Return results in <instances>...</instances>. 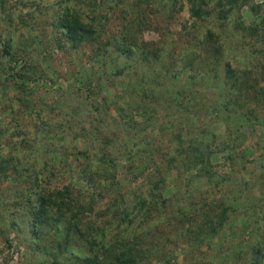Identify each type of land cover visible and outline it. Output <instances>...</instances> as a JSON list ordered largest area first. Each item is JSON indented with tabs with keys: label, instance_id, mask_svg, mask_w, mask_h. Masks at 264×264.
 <instances>
[{
	"label": "trees",
	"instance_id": "1",
	"mask_svg": "<svg viewBox=\"0 0 264 264\" xmlns=\"http://www.w3.org/2000/svg\"><path fill=\"white\" fill-rule=\"evenodd\" d=\"M128 1L118 0L116 8L112 7L111 14L107 17L102 16L101 7L96 1L86 3L87 14L89 7L90 14H93L92 17L89 15L87 22L74 10V7L76 9L82 4L81 0H66V11L60 12L55 18L54 26L65 34L66 41L70 43V50L66 46V52L73 54L87 40L93 45L92 53L95 57H89L90 61L85 69L77 68L78 72L74 74L73 80L71 75L70 78L67 77L66 98L73 100L71 106L76 108L78 117L82 118L88 108H84V102L79 100L82 99L80 93L81 88L88 87L91 89L88 96L93 95L90 106L93 105L98 119L96 122H88L85 118L76 141H72L71 136L55 138L56 144L66 151L65 156L68 159L72 157L74 162L83 166L80 175L76 176L78 183L87 185L92 182L98 190L91 192L87 187L76 188V182L72 181L66 185V202L63 199L61 201L59 194V199L53 201L52 195L55 192H50L53 189L44 193V187L40 189L39 186L42 181L31 179L32 184L38 186L35 192L31 188L33 195L25 206L28 220L33 223L32 233L42 234L48 230L52 234L47 236L52 241L57 240V254L47 256V260H52L50 264H180L178 259L181 247L187 248L182 264H224L228 260L212 251L216 239L229 242L238 232L244 231L242 247L237 254L240 259L244 255L248 262L258 264L262 252L257 244V237L261 236L263 227L261 214L257 209L259 199L251 184L246 181L242 187L246 191L242 197L245 200L235 193L234 198L228 197L229 203L226 199H221L217 202L218 205L214 202L208 204L206 197H201L199 201L197 199L201 189L208 191L209 186L213 185L209 168L219 137L223 136V144L230 145L235 143L231 131L234 126H248L255 130L249 116L253 110L256 111L257 105L264 102L260 99L262 92L257 90L259 82L253 87L254 99H243L248 90H252L248 77L255 73L254 69L243 65L250 58L244 53L241 44L243 39H236L241 30H245L246 23L239 18L231 24L229 14L232 12L233 2L228 3L226 0H216L214 6L211 5L214 0H145L148 8L157 7L161 18L160 26L165 25V29L172 27L177 13L184 9L186 3L190 6V14L194 19L191 39L181 50H177L176 56L171 53L174 50H171L168 54L171 61L168 63L163 58L168 35L165 31L161 32V28L156 29L161 33L160 40L146 41L144 32L149 30L148 27L153 28L146 23L149 17L144 16V11H135L136 15L133 16L134 10L127 8ZM112 17L117 18L121 24L117 33H110L108 28L112 27ZM251 28L254 32L258 30L255 26ZM14 35L15 32L7 34L0 29V45L3 46L0 54V77L5 81V89L14 84L17 90H22L19 93L11 88L8 90L10 94L5 91L4 95L9 94L12 101L17 99V102L30 108L36 106L35 102L30 101V97L38 98L50 93L41 92V88H50L45 83V77L49 73L43 75L36 66L28 65L26 61L20 64L16 60V53L12 50H15L18 38ZM30 38L32 44L37 43L33 39L35 37L30 35ZM135 66L137 69H134ZM133 70L137 76L135 80L128 78ZM121 76L127 79L126 90L131 93V100L128 102L130 110L121 106L120 101L110 105L107 98L103 97V94L116 96L114 92L122 91L113 81V78ZM50 78L54 79L52 75ZM163 79L171 81L168 88L162 82ZM54 83L57 85V81L54 80ZM57 86L58 93L64 92L60 83ZM168 90L176 91L173 101L181 107L185 106L178 110V116L183 118L187 127H176L177 120L170 122L171 134L175 130L178 134L174 136L175 141L174 138L168 141L166 149L170 152L177 141L175 149L178 155L166 157V163L168 167L171 164L169 169L184 173L185 177L169 185L168 182L163 183L162 188L155 191L150 189L149 193L142 192L138 195L137 191L142 184H137L138 177L134 174L133 165L148 158L155 146L161 143L162 131H167L163 129L164 123L159 115L155 116L154 129L147 131L150 124L148 121L154 118L151 114H157L148 106L157 102L160 94L165 95L164 92L168 93ZM212 90H218L221 94L224 92L222 96L224 95L225 102L221 99L210 101L204 96L193 97ZM255 101L254 109L247 107ZM208 107L215 114L213 121L222 123L224 127L217 133L209 122L196 137L192 125L200 111ZM254 119L257 125L264 124L259 117ZM19 123L21 124L20 120ZM37 132L39 139L35 142L24 138L20 144L42 148V142L45 143L49 137L44 130ZM151 135L154 136L153 139H150ZM20 144L15 147L18 148ZM70 145L76 155L67 154ZM1 156L7 158L5 154ZM11 156L10 161L17 155ZM236 158H241L239 152ZM9 160L2 161L0 166ZM122 163L127 164L125 172L120 171ZM139 165L143 167L142 163ZM97 177L102 178V181H96ZM182 181H185L182 186L184 193L179 196L181 189L177 188ZM171 185L175 190L166 199L164 192ZM134 187L136 190L132 192ZM97 196L102 199L97 201ZM104 199L108 205L104 210L96 211ZM94 214L96 222L92 226L87 219ZM237 216H241L242 224L235 222L234 227L237 229L234 234L225 236L224 223L226 220L231 222V218L237 221ZM180 239L182 241L179 243Z\"/></svg>",
	"mask_w": 264,
	"mask_h": 264
},
{
	"label": "rangeland",
	"instance_id": "2",
	"mask_svg": "<svg viewBox=\"0 0 264 264\" xmlns=\"http://www.w3.org/2000/svg\"><path fill=\"white\" fill-rule=\"evenodd\" d=\"M94 1L101 7L103 17H107L111 14L112 7L116 8L118 2V0H81L80 3L82 4L78 5L76 9L74 7V10L78 11L87 22H89V15L92 17L93 14H90L91 7H89V14H87L85 5L86 3ZM226 1L228 3L233 2L231 4L233 5L232 12L229 14L231 24H234L239 18L242 19L241 21L244 22V24L246 23L245 30H241V34H238L236 39L239 41L243 39L242 43H240L244 48V53L249 55L246 57L250 58L249 60L246 59L247 62L243 65L255 71L252 76L248 77L252 90H248V94H245L243 99H254L253 87L256 82H259L257 90L262 92L260 99L263 102L264 0ZM214 2H216V0L212 2V6L215 5ZM128 4L127 8H132L134 10L133 16L136 15L135 11H144L146 12L144 16L149 17L146 23L153 28L148 27L149 30L144 32L146 41L158 42L160 40L161 33L156 29L161 28V32L165 31L168 35L166 52L163 58H165L164 61L170 63L171 59L168 54L171 50H174L171 53L176 56L177 50H181L191 39V25L194 19L190 14L189 4L186 3L184 9L177 13L175 23L172 27H168L167 29H165V25L161 24L160 26L159 21L161 18L160 14H158L157 7L151 6V9L148 8L145 0H129ZM62 11H66V0H0V29L7 32V34L15 32L14 36L18 38L14 45L15 50H12L16 53V60L20 64L26 61L28 65L36 66L43 75L49 73V76L45 77L47 78L45 83L50 85L49 89L41 88L43 94L50 91L49 94H45V96L38 98L34 97L35 99L30 97V101L35 102L36 106L26 108L22 103L17 102V99L13 101L10 99V91L8 90L16 86L14 87V84H11L9 88L6 87V90L4 87L5 81L0 77V163L9 160L10 155H12L11 157L17 155L14 156L15 160H9L5 164L2 163L4 165L0 166V264H50L52 260H47V256L57 254V240L52 241L50 236H47L48 234H52V232L49 233L48 230H45L42 234L32 233L33 223L28 220V212L25 206H27L26 204L28 203L29 197L33 195L31 188L32 190L34 189L35 192L38 186L32 184L31 179H38L39 182L42 181L39 186L40 189L44 187V193H47L49 189H53L50 191L55 192V194L52 195L53 201L59 199L57 197L59 194L61 201L63 199L66 202V185L72 181L76 182L74 186L76 188L87 187L88 191L91 192H96L98 190L92 182H89L87 185L78 183L76 176L77 174L80 175L83 166L79 162H74L72 157L68 159V157L65 156L66 151L56 144L55 137L64 139L66 136H71L72 141H76L81 133L83 124H85V118L88 122H96L98 119L93 105L92 107L90 106V100L93 95L88 96L91 91L88 87L81 88L80 93L82 99L79 100L84 102V108H88L83 113L82 118L78 117L76 108H72L71 105L73 100L66 98V87L68 86L67 77L70 78L71 75L73 80L74 74L78 72L77 68L79 67L78 69H80L84 67L85 69V66L88 65V61H90L89 57L94 58L95 54L92 53L94 52L92 49L93 45L89 43V40H87L82 48L74 51L73 54L66 52V46L68 50H70V43L66 41L65 34L57 30L54 26L55 18ZM112 19L113 21L110 23L112 27L108 26L109 31L110 33H117L121 27L120 21H118L117 18L114 19V17H112ZM227 26L229 25L227 24ZM251 26L257 27V32L252 31ZM24 35L28 36L22 38ZM30 35L32 38L35 37L33 39L37 41L36 44H32ZM2 50L3 46L0 45V54ZM137 61L133 60V62ZM134 69H137L136 66ZM135 73V70H133L128 78L131 80L134 78L136 79L137 76ZM50 75H52L54 79L50 78ZM54 80L57 81V85L59 83L62 85L64 92L58 93V91H56L58 86L55 85ZM113 81L118 87L122 88V91L114 92L116 96L103 94V97L107 98V101H109L108 104L110 105L111 103L120 101V105L128 109L131 93L126 90L128 89L126 85L127 79L121 76L113 78ZM162 82L165 83L166 88L171 85L170 80L163 79ZM15 89L17 90V88ZM5 91L9 93L6 96L4 95ZM17 91L19 93L22 92L19 88ZM169 91L170 90H168V93L164 92L165 95L160 94L158 101L148 106L153 108L157 114H151L154 118H150V122L148 121L150 124H148L147 131L151 132L152 129H154L155 116L159 115L162 119V123H164L162 127H164L163 129H166L168 133L167 131H162L161 143L155 146L154 150L151 151V154H149L150 158L148 157L140 160L133 165L135 167L134 174L138 177L137 184H142V187L137 191L138 195L142 192L149 193L150 189L155 191L157 188H162L163 183L168 182L169 185L185 177L184 173L181 174L179 171L169 169L171 164L168 167L166 163V157L173 158L178 155L175 149V147H177V141L173 144V149L170 152L166 149L168 141L178 134L177 130L172 131L173 133L171 134L170 131L172 126L170 122L174 123V121L177 120L175 124L176 127L181 126L184 129L187 127V125L184 124L185 121L183 118H179L178 116V110L180 108L184 109L185 106L183 105L181 107L176 101H173L175 95H177L176 91ZM201 93L202 95L198 93L193 97L202 98V96H204L205 98L208 97L210 101L221 99L225 102L224 95L222 96L224 92L221 94L218 90H212V92H208L207 94ZM255 104L256 101L249 104L247 107L254 109ZM209 107L204 111H200L201 113L196 119V122L192 125L196 137L200 135L199 132L204 129L209 122L210 127H214L217 133L224 127L222 123L213 121L215 114L214 112H210ZM255 117H259L264 121V102L261 105H257L256 111L254 112L253 110V113L249 116L251 123L255 126V130L248 126H242L240 128L234 126L231 131L235 138V143L230 145L223 144V136L219 137L213 150L215 154L212 156L211 169L209 168L211 177L213 178V185L212 187L209 186L208 191L206 189H201V194H198L200 196H198L197 199L199 201L201 197H203V199L206 197L207 199H205V201L208 202V204H213L214 202L215 205H218L217 202L221 201V199H226L229 203L230 200L228 197L234 198V193L242 199L246 193L245 189L242 187H244L246 181L250 183L256 197L259 199L257 209L261 214V226L263 230L261 231V236L257 237V244L262 252L258 264H264V124L261 123L257 125L254 119ZM19 120L21 121L22 127ZM106 128H108L107 125ZM42 130L46 131L44 133L49 137L45 143L44 141L42 142V148H33L20 144V141L24 138L30 139L32 143L35 142L36 139H39L37 131ZM122 135L123 133L120 134V137H122ZM220 135L223 134L220 133ZM153 137L154 136L151 135L150 139H153ZM16 144H20L18 148L15 147ZM72 149L74 148L70 145V147H68V155L71 153L76 155ZM95 151L99 153L98 149H95ZM238 152L241 158H236ZM1 154H5L7 158H3ZM178 160H181V158H178ZM140 163L143 164L142 168L139 165ZM65 164H67V166L64 167L63 165ZM126 166V163H122L120 171L125 172ZM96 181H102V178L97 177ZM184 183L185 181H182L177 188V190L181 189L179 190V196H182L184 193V188H182ZM144 185H146L145 189L143 187ZM135 190L136 187L132 188V192ZM174 190L175 187L173 185L168 187L164 192L165 198H170ZM101 199L100 196L96 198L97 201ZM245 199L243 198L242 200ZM106 205H108V203L106 199H104V201L99 204L98 208H96V211L104 210ZM196 215L197 213L195 216ZM95 216V214L90 215V219H87L89 223H92L90 224L92 226L93 222H96ZM239 218H237V221H235V218H229L232 220L231 222L226 220L223 227L225 236L231 233L234 234L237 229V227H234L235 222L239 225L242 224V218ZM226 223L228 224L225 226ZM243 233L244 231L238 232L236 235L237 237L235 236L234 239H230L231 241L229 242L225 240L220 241V239L218 241V239H216L217 241L213 244L212 251L214 253L216 252L218 255H222V257L220 256L221 258L228 260L224 264H252V261L248 262L244 255H241L240 259L239 254H237L242 247L241 243L244 238L242 237ZM46 241L48 243H46ZM181 241L180 239L179 243ZM186 249V247L180 248L178 259V263L180 264H182V258Z\"/></svg>",
	"mask_w": 264,
	"mask_h": 264
}]
</instances>
